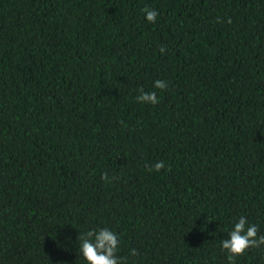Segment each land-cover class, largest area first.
I'll use <instances>...</instances> for the list:
<instances>
[{"label": "trees", "instance_id": "trees-1", "mask_svg": "<svg viewBox=\"0 0 264 264\" xmlns=\"http://www.w3.org/2000/svg\"><path fill=\"white\" fill-rule=\"evenodd\" d=\"M241 216L264 235V0H0V264L105 227L121 264H230Z\"/></svg>", "mask_w": 264, "mask_h": 264}, {"label": "clouds", "instance_id": "clouds-1", "mask_svg": "<svg viewBox=\"0 0 264 264\" xmlns=\"http://www.w3.org/2000/svg\"><path fill=\"white\" fill-rule=\"evenodd\" d=\"M146 14V20L151 23L156 22L159 13L154 9L145 7L143 9ZM231 22L230 20L228 21ZM164 52L162 46L160 49ZM154 87L160 90H166L167 82L156 80ZM138 102L157 104L159 102L155 92L145 93L142 89L140 95L136 97ZM165 167L164 163L157 162L154 164V170L159 172ZM149 168V171H152ZM102 179L109 181V177L105 174ZM258 227L255 224H249L246 217H239L233 228L228 232V238L222 239L221 246L229 254L230 264H234L235 257L243 255L250 248H260L264 245V235L258 236ZM77 249L79 255L85 260L86 264H121V258L117 256L119 248V239L117 233L109 228L92 229L79 233ZM131 255H137L136 250H132Z\"/></svg>", "mask_w": 264, "mask_h": 264}]
</instances>
